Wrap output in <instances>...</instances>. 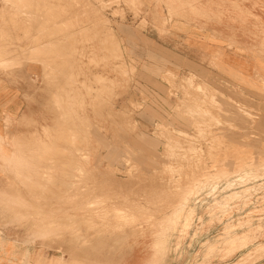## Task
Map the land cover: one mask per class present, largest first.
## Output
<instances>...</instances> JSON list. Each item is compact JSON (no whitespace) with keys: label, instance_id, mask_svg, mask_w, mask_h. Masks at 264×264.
<instances>
[{"label":"rangeland","instance_id":"1","mask_svg":"<svg viewBox=\"0 0 264 264\" xmlns=\"http://www.w3.org/2000/svg\"><path fill=\"white\" fill-rule=\"evenodd\" d=\"M0 3L3 52L42 72L0 133V252L264 264V0ZM223 42L256 70L228 67Z\"/></svg>","mask_w":264,"mask_h":264},{"label":"crops","instance_id":"2","mask_svg":"<svg viewBox=\"0 0 264 264\" xmlns=\"http://www.w3.org/2000/svg\"><path fill=\"white\" fill-rule=\"evenodd\" d=\"M6 16L7 12L2 9V4L0 3V18ZM255 17L263 22V10H261L260 14L256 12ZM202 27L207 32H211L208 28V22H202L201 25L195 26V28L192 26V29L188 32L198 33L203 29ZM5 29L6 25L0 19V34L2 32L5 33ZM180 31L181 33H187L184 30ZM190 37L194 39L193 36ZM4 41L5 39L0 38V133H5L13 124L22 120L24 114L29 111L30 98L33 96L32 89L35 87L34 82L42 74L39 64L30 63L26 66L25 70L23 67L18 66L17 60H13V58H10L3 52V49L6 48ZM201 42L207 43L208 45L211 43L206 38ZM208 45V48H216L215 43L211 44L212 47ZM218 48L223 49L222 60L230 68L233 67L247 72L255 68L252 67L253 65L259 64L260 60H257L258 57L256 58L254 56L255 52H252L246 45H230L227 42H223L222 46H218ZM7 65L8 67H5ZM1 251L4 252H0V264H19V261H17L18 254L16 252H8L11 250H8L7 247ZM31 264H35V261H32Z\"/></svg>","mask_w":264,"mask_h":264}]
</instances>
